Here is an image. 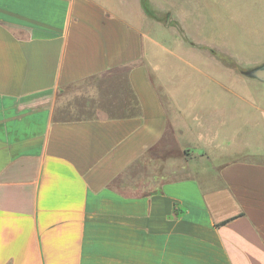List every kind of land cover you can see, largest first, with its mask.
Masks as SVG:
<instances>
[{
    "label": "crops",
    "instance_id": "crops-1",
    "mask_svg": "<svg viewBox=\"0 0 264 264\" xmlns=\"http://www.w3.org/2000/svg\"><path fill=\"white\" fill-rule=\"evenodd\" d=\"M151 1L0 0V264H264V87Z\"/></svg>",
    "mask_w": 264,
    "mask_h": 264
},
{
    "label": "rangeland",
    "instance_id": "rangeland-1",
    "mask_svg": "<svg viewBox=\"0 0 264 264\" xmlns=\"http://www.w3.org/2000/svg\"><path fill=\"white\" fill-rule=\"evenodd\" d=\"M174 4L178 0H166ZM180 1V0H179ZM143 8L149 14L152 20L164 21L166 24H172L178 28V33L189 44H195V40H192L188 34L182 29V26L173 15H164L159 12L151 0H141ZM165 2V1H164ZM180 8V4H178ZM234 8L243 10V13ZM244 8V9H243ZM190 30L194 34L198 35L197 48L200 51L208 52L209 54L218 55L225 61L229 62L231 71H235L240 75H243L242 71L254 68L255 66L264 62V32L262 36V42L259 47H254V31H252L253 21L255 19V0H209V20L208 18H200L194 21L195 16L190 15ZM244 20L245 25H242L241 20ZM246 26L250 29L242 30V27ZM223 28V30L221 29ZM205 39L209 42L207 45ZM196 45V44H195ZM261 53V54H259ZM204 65L209 61L203 62ZM209 68V67H208ZM206 78V76L204 77ZM233 79V78H232ZM235 80L230 81V86L244 87L241 84L243 80H251L256 85L264 87V82H260L251 77H236ZM235 85V86H234ZM209 86H216V83L209 79ZM188 152V151H187ZM156 166L152 167V171ZM151 171V173H152Z\"/></svg>",
    "mask_w": 264,
    "mask_h": 264
},
{
    "label": "water",
    "instance_id": "water-1",
    "mask_svg": "<svg viewBox=\"0 0 264 264\" xmlns=\"http://www.w3.org/2000/svg\"><path fill=\"white\" fill-rule=\"evenodd\" d=\"M242 73L248 77L257 78L264 81V63L255 66L254 68L243 70Z\"/></svg>",
    "mask_w": 264,
    "mask_h": 264
},
{
    "label": "trees",
    "instance_id": "trees-1",
    "mask_svg": "<svg viewBox=\"0 0 264 264\" xmlns=\"http://www.w3.org/2000/svg\"><path fill=\"white\" fill-rule=\"evenodd\" d=\"M144 1L146 2V0H144ZM224 59H225V58H224ZM226 60H227V59H226ZM228 60H229V59H228ZM228 60H227V61H228Z\"/></svg>",
    "mask_w": 264,
    "mask_h": 264
}]
</instances>
